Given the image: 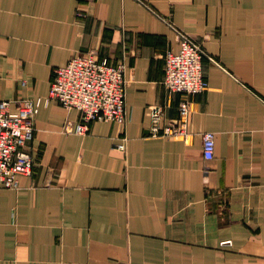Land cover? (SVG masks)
Instances as JSON below:
<instances>
[{
    "label": "crops",
    "instance_id": "1",
    "mask_svg": "<svg viewBox=\"0 0 264 264\" xmlns=\"http://www.w3.org/2000/svg\"><path fill=\"white\" fill-rule=\"evenodd\" d=\"M166 21L207 54L187 141L149 134L152 105L178 116ZM88 53L124 61L127 122L67 133L78 111L44 99L53 69ZM27 98L35 162L0 188V264H264V0H0V99Z\"/></svg>",
    "mask_w": 264,
    "mask_h": 264
},
{
    "label": "built area",
    "instance_id": "2",
    "mask_svg": "<svg viewBox=\"0 0 264 264\" xmlns=\"http://www.w3.org/2000/svg\"><path fill=\"white\" fill-rule=\"evenodd\" d=\"M175 32L178 49H167L163 54L164 85L168 96H180L178 116L162 121L163 110L159 105L150 107L149 134L152 136L182 137L188 140V122L195 94L208 88L202 71V58L207 55L194 37L166 21ZM126 65L124 61L110 63L94 53L73 56L63 66L53 69V78L44 99L58 102L67 110H77L78 120H67L62 130L83 135L96 120L113 121L125 126L128 118L126 107ZM15 110L9 109L10 101L0 99V188H19L21 175H32L34 157L27 148L34 134L35 116L41 99L14 100ZM202 154L205 159L213 157L215 134L201 133ZM124 150V140L116 144ZM230 244V240L223 242Z\"/></svg>",
    "mask_w": 264,
    "mask_h": 264
}]
</instances>
